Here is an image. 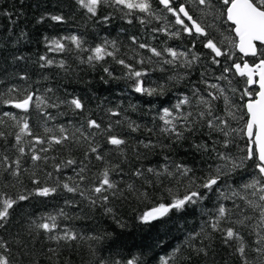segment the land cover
Masks as SVG:
<instances>
[{"label": "trees", "instance_id": "trees-1", "mask_svg": "<svg viewBox=\"0 0 264 264\" xmlns=\"http://www.w3.org/2000/svg\"><path fill=\"white\" fill-rule=\"evenodd\" d=\"M149 3L151 12L143 13L107 0L92 14L79 0H0V210L4 199L16 201L6 221H0L4 224L0 243L5 245L0 254L7 255L11 264H127L129 260L134 264H163L164 260L168 264H264V241L257 243L264 237V219L259 209L248 205V201L264 204L258 191L264 177L252 160H243L240 167L232 163L240 165L248 147V137L240 131L247 120L243 105L248 97L241 99V95L245 88L258 91L232 65L247 61L254 66L264 59V47L258 46L255 58L239 55L229 43L236 39L232 26L217 11L221 0H210L215 7L200 5L198 0L172 3L173 7L183 4L208 37L189 35L159 0ZM207 38L229 55L215 57L204 47ZM56 41L64 46L62 50ZM96 47L113 55L95 59ZM152 48L161 55L155 56ZM169 48L177 58L168 53ZM193 55L198 59L193 60ZM130 71H140L144 87L155 93H137ZM209 92L217 99L212 100ZM29 94L33 100L27 111L14 107ZM185 97L189 103L177 109ZM201 98L210 101L211 116ZM72 99H79L83 108L71 105ZM164 109L171 115L164 116ZM229 111L237 118L230 117ZM242 113L244 119H239ZM217 116L228 121V136L208 127L210 119L219 124ZM89 120L100 128L89 127ZM25 122L29 129L21 132ZM173 126L183 139H177ZM62 136L68 139L57 144L55 139ZM109 136L125 143L111 145ZM33 155L40 159L33 160ZM176 165L191 171L181 175ZM217 169L221 177L217 185L211 190L197 188ZM105 171L115 187L104 185L105 190L95 193ZM255 180L260 181L255 189L243 187ZM43 188L55 191L38 195ZM193 190L201 192L203 199L181 210L171 209L155 222H142L145 212L170 205ZM21 195L27 198L19 200ZM220 206L226 209L223 217ZM40 223L56 227L46 232L37 227ZM229 228L240 238L225 243ZM66 232L76 239L54 238ZM241 246L243 255L238 251Z\"/></svg>", "mask_w": 264, "mask_h": 264}, {"label": "snow or ice", "instance_id": "snow-or-ice-1", "mask_svg": "<svg viewBox=\"0 0 264 264\" xmlns=\"http://www.w3.org/2000/svg\"><path fill=\"white\" fill-rule=\"evenodd\" d=\"M107 2V0H79V3L82 7L87 8L88 12L95 14L97 7ZM200 5L215 7L214 5H211L210 0H198ZM114 3L117 5H123L125 8L129 10H139L143 13H150L151 12V4L149 3V0H114ZM159 3L164 6L165 9H167L168 12L172 13V15L175 17V23L177 25H181L184 32H187L189 35L197 34L198 36H204L208 37V33L205 30V28L197 22L192 15L189 14V11L186 9V7L183 4H180L179 7H173L172 3L173 0H159ZM221 7L217 9L218 14L220 17L226 18V22H230L232 25L231 31L234 32L236 39L235 40H229V43H231L232 47L235 49H238V51L244 56H253L255 57L257 55V42H259L260 45H264V0H221ZM190 22V24L185 23V19ZM52 19L54 20H60L61 17L59 16H53ZM107 19V18H106ZM143 22V21H142ZM227 39V38H226ZM72 40L74 42H77L76 37H72ZM56 47L60 50L63 49V45L59 43V41L55 42ZM141 48L146 47V45L141 44ZM204 47L211 50L212 53L215 54V57H220L222 55H229V53H225L221 50V48L218 46L217 42H214V39L207 38L206 43L204 44ZM151 52L155 56H160L161 53L158 52L156 49L152 48L150 49ZM168 53L175 59L177 58L178 54L175 50L169 48L167 49ZM95 59H102L103 54L107 55H113L112 52H106V49L103 47H96L95 48ZM264 55V53H261ZM180 55H184V53H180ZM43 60L44 57H41ZM89 59H93V57H89ZM193 60L198 59L195 55L192 57ZM118 63L125 65V62L123 60H118ZM168 63H171L172 61H167ZM214 63H219L218 60L215 58L213 59ZM48 63H51V61H48ZM189 64H191V61H189ZM235 68L236 73L241 77H246V84L256 85L258 84L259 90L253 92L249 88H245L244 92L241 95V99H243L244 96L248 97V101L246 104L243 105V108L246 109V115L247 120L244 123L243 129L240 131H243L244 134L248 137V147L246 149V156L242 159L241 164L237 165L233 161V167H240L243 164V160H252L255 162V167L258 169L259 174L261 176H264V59H260L258 63H255L254 66H251L247 61L243 63V66H241L240 63L233 62L232 65ZM125 67H130L129 65H125ZM229 68H225L224 71H229ZM105 72H108V69H104ZM142 73L140 71H130L129 76L131 78H135V91L137 93H147L148 95H153L155 93V89H146L143 85V82L139 79L141 77ZM258 76V80L255 79V77ZM220 79H224V77H220ZM211 88H217V85L212 84L210 85ZM235 91V89H233ZM219 92L223 94L224 90L221 88L219 89ZM208 96L211 97L212 100L217 99V97L212 93L209 92ZM33 96L31 94L27 95L22 100L15 102L14 107L17 109H23L25 111L28 110L30 104L32 103ZM225 101L227 103V97H225ZM5 103H11V101H5ZM71 105H73L76 109H82L83 104L79 99H72ZM189 103L188 98L185 97L182 99L177 105L176 108L179 109L182 104ZM201 103L206 105L207 108V114L209 116L212 115L211 112V103L208 100H205L201 98ZM232 107L239 109L240 106L238 105H232ZM116 114V113H113ZM7 115V114H6ZM171 113L168 109H164V116H170ZM189 116L191 113L188 114ZM205 115L204 112L200 113V116L203 117ZM228 115L233 118L236 117V113L233 111H229ZM14 118V117H13ZM239 119H244V114L242 113L239 117ZM163 119V117H162ZM184 120H187L188 117H183ZM216 121H219V124H215L212 119L207 121L209 128H215L223 133L224 136H228L229 132L225 131V128L228 125V121L225 119H222L221 117L217 116L214 118ZM166 124H170L171 121L166 120ZM88 125L91 128H100V125L95 120H89ZM223 126V127H222ZM29 129V125L27 122L23 124L21 127V132H26ZM135 130V129H133ZM167 131L168 129H164ZM189 131H191V128H188ZM45 131H50L49 129H46ZM61 133L64 132V129H60ZM171 131L175 132V135L177 139H183V134L179 131H176L175 127L171 129ZM232 131H236V129H233ZM31 134V133H29ZM17 142L20 140V136L17 135L16 137ZM55 139V138H53ZM63 139H68L67 136H62L60 139H55V142L57 144L61 143ZM38 143H43V141L37 139ZM108 143L114 146H119L125 143L124 140L117 138L116 136H109ZM228 141H225L224 146L227 147ZM149 144H145V147H149ZM20 152H23L24 149L20 148ZM92 152H96V148L91 149ZM222 159L230 160V157L224 156L221 154ZM33 160H39L40 157L33 155ZM97 159H102V157L98 156ZM18 163V161H17ZM69 164L74 163V161L69 160ZM176 168L180 171L181 175H186L191 169H188L182 165H176ZM149 172H153L154 170L149 168ZM165 171L167 170V167L165 168ZM139 171L136 173V175H141ZM171 174V173H169ZM220 169H217V172L215 175L210 174L203 183L197 185V188H203L211 190L213 186L217 185L219 179H220ZM83 179V177H81ZM195 183V182H193ZM260 183V181L255 180L250 184H245L243 187L245 189L253 188L255 189L256 186ZM106 185L107 188H114L115 185L110 182L108 178V172L105 171L103 173V180L101 182V186L95 187L94 192L95 193H101L103 189V186ZM65 188L69 192L75 191L73 188H68L67 185H64ZM131 187V185H129ZM50 191H55V189H49V188H43L38 191V195L41 196H47L49 195ZM258 191L261 193L259 195V201L264 202V186H261ZM255 195V193H253ZM27 197L21 195L19 196V200H25ZM103 199L106 201L108 198L107 196H104ZM203 199V195L201 192L193 190L190 193H186L182 198H176L172 204L165 205L160 204L158 207H154L151 211L145 212L141 216V220L144 223H150L151 221L166 215L171 209L181 210L185 207L188 203H196L197 200ZM16 203L15 200L8 198L3 200V209L0 210V221H6L7 217L9 216V209L13 207V205ZM95 203V201H93ZM249 207L255 209H259L260 216L262 219H264V204L255 203L253 201H248ZM108 211H111V209H108ZM219 215L223 217L226 214V209L224 206H220L218 209ZM53 221L55 220L54 217L51 218ZM4 224L0 223V227H3ZM38 228L43 229L46 232H51L55 227V223L49 224V223H40L37 225ZM213 228L216 227L215 224L212 225ZM55 239H65V240H74L76 239L74 234L71 233H65L63 237H54ZM239 239V234L234 231L232 228L227 229L226 231V238L225 243H228V241L232 239ZM264 241V237L261 238L260 241H257V243H260ZM0 248H5V245L3 243H0ZM177 251H179L177 249ZM200 251H203L201 249ZM238 251L243 255L245 252V249L243 246H241ZM257 252L262 251V249L257 248ZM0 264H11V261L7 255L0 254ZM127 264H134V261L129 260ZM163 264H168L167 260L163 261ZM245 264H247V261H245Z\"/></svg>", "mask_w": 264, "mask_h": 264}, {"label": "water", "instance_id": "water-1", "mask_svg": "<svg viewBox=\"0 0 264 264\" xmlns=\"http://www.w3.org/2000/svg\"><path fill=\"white\" fill-rule=\"evenodd\" d=\"M173 1H175V0H173ZM163 6V5H162ZM164 7V6H163ZM183 19H185L186 21H187V19L186 18H184V17H182ZM187 22H189V21H187ZM190 23V22H189ZM229 24H230V22H228ZM231 25V24H230ZM232 26V25H231ZM258 46H263L264 47V45H260L259 44V42H257V55L255 56V57H257L258 56ZM237 51H238V49H237ZM238 53H239V55L240 56H242L243 58H255V57H253V56H244V54H242V53H240L239 51H238ZM239 76V75H238ZM241 77V76H240ZM255 79H257L258 80V76L257 77H255ZM254 86H256L257 88H258V90H259V87H258V84H256V85H251V87H254ZM21 110H23V109H21ZM25 111V110H24ZM264 177V176H263ZM162 217V216H161ZM161 217H159V218H157V219H155V220H153V221H151V222H155V221H157L158 219H160Z\"/></svg>", "mask_w": 264, "mask_h": 264}]
</instances>
